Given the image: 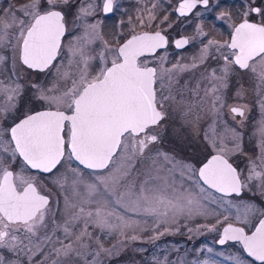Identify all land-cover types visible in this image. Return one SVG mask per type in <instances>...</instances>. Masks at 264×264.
Here are the masks:
<instances>
[{"label": "snow or ice", "instance_id": "6c2138e0", "mask_svg": "<svg viewBox=\"0 0 264 264\" xmlns=\"http://www.w3.org/2000/svg\"><path fill=\"white\" fill-rule=\"evenodd\" d=\"M68 3L69 0H46L42 7L41 0H28L15 9L9 6L0 15V65L11 58L14 65L30 70L56 69L49 87L31 85L36 99L43 101L46 109L25 115L7 129L0 128V153H8L13 161L19 157L26 168L42 173L51 174L58 166L66 165L54 180L64 197L58 221L59 210L53 206L51 194L34 176L5 166L4 157L0 156V249L25 253L29 259L40 252L45 256L40 264H99L97 258L110 250L103 248L102 236L95 229L123 234L127 229L141 227L125 212L155 218L151 240L169 231H158L169 220L176 223L179 217L223 216L225 222L234 217L235 223H226L221 231L217 225L222 221L217 219L216 224L198 225L188 231L206 228L208 232H218L216 243H238L248 257L264 264V209L242 199L246 191L264 196V119L254 133L260 137L259 164L251 161L247 176L228 159L242 150L241 134L222 119L225 108L233 119L244 117L247 108L246 104H228L230 76L248 74L255 81L257 95L264 92V9L248 5L240 22L230 25V40L223 42L208 39L197 25V35L207 39L206 44L201 40L199 57H194L191 65L177 62L169 68L163 63L166 55L159 57L156 66H150L149 60L168 46V38L159 30L168 16L155 25V31H137L154 26L161 0H143L144 7L138 9L135 21L129 17V35L123 38L121 30L115 47L104 38L100 22L84 24L83 34L73 36L64 45L68 30L60 9ZM220 4L221 0H181L175 12L186 16L198 7L211 12ZM115 5L116 0H103V11L113 12ZM92 9V4L79 8L76 20L93 15ZM253 13L261 17L259 23L249 21ZM229 18L221 12L215 20ZM123 24L121 21L118 27L122 29ZM190 39L179 37L174 40V47L182 49ZM97 41L102 47L93 55L91 46ZM9 48L11 57L3 52ZM211 49L217 55L212 56ZM97 58L99 70L93 74L92 62ZM209 58L217 61L218 67L207 66ZM202 66L194 86L189 87L186 82L184 87L173 89L178 72L196 71ZM246 91L240 84L236 98H243ZM21 92L19 83L5 86L0 82V118L16 108ZM258 102L264 116V96ZM170 110L179 111L184 124L197 134L200 112L213 117L204 139L215 154L198 169L177 161L159 147ZM218 124L231 133V148L227 137L218 133ZM177 171L181 177L179 187L175 180ZM185 178L196 182L199 197L183 188ZM204 201L217 207L211 208ZM257 213L258 223L252 225ZM250 225L254 230H246ZM45 245L50 246L46 255ZM207 251L211 253L213 249ZM89 255L92 260H88ZM228 259L232 264H245L238 255ZM0 264H5L3 256ZM203 264L210 262L205 260Z\"/></svg>", "mask_w": 264, "mask_h": 264}, {"label": "rangeland", "instance_id": "374dc122", "mask_svg": "<svg viewBox=\"0 0 264 264\" xmlns=\"http://www.w3.org/2000/svg\"><path fill=\"white\" fill-rule=\"evenodd\" d=\"M14 1L16 0H13V2ZM41 3H43V6H45L46 0H41ZM81 7L83 6L76 7V13ZM189 52L190 50L180 55L171 54L169 51L163 52L150 60V66H156L159 62V57L165 55L167 57V59L163 61L165 67L170 68L177 62L182 65H191L193 63V58L199 57L200 52L197 53V55ZM96 68L97 70H95ZM98 70L99 65L97 67V65L92 64L91 71L93 74H95V72ZM4 71V65H0V73H4ZM55 72L56 69L53 68L50 72V77L52 79H40L37 80L38 83L35 84H39L44 88L49 87L55 79ZM199 76L200 74H197V71L186 70L183 72H178L175 75L172 87L174 90L182 88L185 86L186 82L188 83L189 87H192L195 85ZM2 81L3 80H0V82ZM2 83L7 86L12 83V81H3ZM21 85V95L28 93L32 100L43 103V101L36 99L37 93L36 90L32 88V86L28 89L25 82ZM167 85L168 81L166 80L165 87H167ZM158 86L160 87L159 84ZM254 92L255 81H248L246 91V117H243L241 120L233 119L231 116H229L228 112L224 110L227 120L222 118L223 121L227 123L229 128L236 129L238 133H240L238 126L241 128L244 126L247 127V137L242 138L240 135V144L242 150L228 156L229 161L231 160L230 163H232L234 167L241 171L244 176H247L248 174L251 161H256V163L259 164L258 157L260 156V137L254 133L256 132L259 122L264 119V116H262L261 106L258 102L261 96L258 97L256 94H254ZM164 94L167 95V91H165ZM249 111L250 113L254 114L255 118L253 121L248 122L247 120ZM16 115V108L3 113L2 118H0V128L7 129V127H5V125L1 122H10L14 120V116L16 117ZM200 117L201 119L198 125L199 134H197L195 131H193L192 127L184 124L179 111L170 110L168 119L164 122L167 130L165 132H169V135L166 136L163 133L162 143L159 145L163 151L173 154L177 161H182L186 164H193L196 166V168L198 165L203 163V160L208 155L214 153L212 148L204 139V132L212 123L213 117L204 112H200ZM228 120L230 121L228 122ZM204 122L206 123V126H200L202 125L201 123ZM217 131L219 134H223L227 137L228 147L231 148L233 146L231 142V133L226 132L222 124L217 125ZM194 151H197V154H195ZM0 156L4 157L5 166L10 167L15 172H22L26 176L35 177V175L26 173V169L23 167V165L20 164L19 166H15L14 162L16 160L13 161L8 153H0ZM65 167L59 166L58 170L46 179L42 180L38 179V177H35L37 183L41 185L46 192L51 194L53 206L59 210L56 215V219L58 221L61 219L64 197L59 193V189L54 184V180L58 174L65 171ZM85 172L87 171L85 170ZM175 180L179 187L181 184V177L179 176L178 171L175 174ZM195 183V181H189L185 178L183 180V188L185 190L191 189L193 194L199 197L201 194H199L198 189L194 187ZM207 191L209 190L206 189V192ZM212 194L218 197V195L214 193ZM244 194H246V196H243L242 199L254 203L259 209H264V196H261L255 191H246ZM69 195H71V193H69ZM231 199L235 200L237 198L232 197ZM204 203L208 204L211 208L217 207V205L211 204L210 201H204ZM217 210L221 212L223 211L222 209ZM118 211L123 210L118 209ZM231 211L234 212V210ZM124 215L138 221L141 227L127 229L123 234L118 231H113L111 233H101L99 229H95L97 235L102 236L103 248L110 250V252L101 253V255L97 258L99 264H203L205 260L209 261L210 264H232V261L228 259V257L237 255L243 261H245V264H258L254 263L242 252L238 243L227 242L225 245H217L216 241L219 237L218 232H208L206 228H201L199 232L193 231L192 233H189L188 231L189 228L196 229L198 225L216 224L217 219L222 221L221 224L217 225V227L221 230L223 225L226 223H235L234 217H230L226 222L223 221V216H218L215 218L196 216L192 219L179 217L176 223H172L171 220H169V223L159 227V232H164L165 228H168L169 231L163 235H160L159 238L151 240L150 237L154 235L152 227L155 222L154 217L133 212H125ZM224 215H228V213H224ZM259 218V213H257L256 217L252 219V225H255ZM252 225L248 226L246 230H251L253 228ZM57 235H59V233ZM132 236H137L138 239L133 240L131 239ZM208 248H212L213 251L211 253L208 252ZM43 251L46 255L50 251V246H43ZM220 253H222V255H220ZM0 256L4 257L5 264H40V262L45 259V256L41 255L40 252H36V254L33 255L31 259H29V256L25 253L13 254L7 249H0ZM88 260H92V255L88 256ZM48 264H51V262L49 261Z\"/></svg>", "mask_w": 264, "mask_h": 264}, {"label": "flooded vegetation", "instance_id": "af4514ba", "mask_svg": "<svg viewBox=\"0 0 264 264\" xmlns=\"http://www.w3.org/2000/svg\"><path fill=\"white\" fill-rule=\"evenodd\" d=\"M28 0H16L13 2V0H0V15H3L4 10L8 9L9 6H11L13 9L14 7L18 8L23 3H27ZM181 0H161V3L158 7V13H157V20L154 22V26L152 28H145L140 29L137 28V31H155L157 28L155 27L156 24L160 23V20L163 19V16L167 15L168 20L164 22L162 25H160L159 30L162 31V33L168 38L169 43L166 49H161L158 51V55H160L163 52L169 51L171 54L174 55H180L184 54L185 52L195 54L200 52L202 48L201 40H203V43H207V39L202 38L197 35V25H200L202 30L208 34V39H214L220 42H223L225 40H230V33H231V27L230 25L233 23H239L240 20L243 18L242 13L246 9L248 5L254 6V7H260L261 9H264V0H221V4L219 7H215L211 12H205L203 7H198L197 9H193L192 12L188 13L186 16H180L179 13L175 12V9L179 6V3ZM89 4L93 5V15L84 17L82 20H76V7L83 6L87 7ZM43 7V3H42ZM144 7L143 0H116V5L114 7V11L110 13H105L103 11V0H69V3L67 5H63L61 7V11L63 12L65 16L66 21V29L68 32L66 33V36L63 39L64 45H67L70 40H72L73 36H78L83 34L84 30V24L86 23H101V32L104 36V38L108 41V43L115 47L117 46V37L118 34L121 32V30L124 33L123 38H127V35H129V29L130 25L128 24L129 17H132L133 21H135L136 16L138 15V9H141ZM150 7V3H149ZM200 12L202 15L197 16L196 13ZM221 12L228 14L230 17L229 19H226L224 21H217L215 20V17L219 15ZM250 22L259 23L261 21V17L255 13L251 14L248 17ZM123 21V28L121 29L118 27L120 22ZM171 25V27H169ZM179 37H188L190 39L189 45L185 46L182 49H176L174 47V40ZM123 38L119 40L120 43L123 42ZM95 51L93 52L94 55L98 54L100 51L102 45L99 41L96 42L95 45L91 46ZM4 54L11 57V49H4ZM210 53L212 56L217 55L215 49H211ZM155 57H149V60H152ZM66 62V60H65ZM220 64L223 63V61H219ZM92 64L98 65L100 64L98 58L92 62ZM206 65L209 67H218V63L215 60H212L209 58L206 61ZM4 73H0V80L3 81H12V82H19L20 84H26L27 88H31L32 84L38 83L37 80H44V79H50V72H39L35 70L27 69L23 65H14L11 58L7 61L6 64H4ZM97 70V68L95 69ZM197 74H200L203 71V67L196 70ZM54 78V77H53ZM52 79V78H51ZM2 81V82H3ZM230 85L229 89L227 91V99L228 104H234V103H240V104H246L247 98L246 95H244L243 98L237 99L236 98V89L239 87L240 84H243L244 88L247 90L248 81H252L248 74H234L230 76ZM239 81V83H238ZM157 87H159L157 85ZM202 93V92H201ZM254 94L257 95L256 91ZM258 97L264 96V92H262L260 95H257ZM40 104V105H39ZM46 109L45 103H41L35 100H32L30 98V95L28 93L20 95L18 99V103L16 106V117L14 116V120L8 122H1L5 125V127L9 128L14 123L25 117L27 114H32L38 111H42ZM228 112L227 108L224 109ZM27 111V113H26ZM248 122L253 121L254 114L248 112ZM229 116L232 117V114L228 113ZM246 110H245V116L246 117ZM223 118L227 120V116L224 115ZM233 118V117H232ZM243 117L236 116L235 119L241 120ZM230 120H228L229 122ZM233 123V122H232ZM200 126H206V123H201ZM241 137H247L248 131L246 130L247 127H239ZM167 131V130H165ZM163 132L164 135L168 136L169 132ZM246 141V140H245ZM251 141V138H250ZM195 154H197V151H194ZM215 154V153H213ZM208 155L203 162L211 155ZM231 162V160L229 161ZM15 166H19L20 164L23 165V167L26 169V173H30L31 175H35V177H38V179H46L51 174L56 172L59 168L55 169L53 173H42L38 172L37 170H32L30 168H26L23 164V161L17 157L16 161L14 162ZM202 164V163H201ZM200 164V165H201ZM73 165L75 163L73 162ZM198 165V167L200 166ZM197 167V169H198ZM13 170V169H12ZM14 171V170H13Z\"/></svg>", "mask_w": 264, "mask_h": 264}, {"label": "water", "instance_id": "95a60500", "mask_svg": "<svg viewBox=\"0 0 264 264\" xmlns=\"http://www.w3.org/2000/svg\"><path fill=\"white\" fill-rule=\"evenodd\" d=\"M42 111H43V110H42ZM23 118H24V117H23ZM23 118H22V119H23ZM17 122H19V121H17ZM17 122H16V123H17ZM213 155H214V154H213ZM211 156H212V155H211ZM211 156H209V157H208L203 163H206L207 160L211 158ZM20 159H21V158H20ZM21 160H22V159H21ZM203 163H202V164H203ZM202 164H201L200 166H202ZM200 166H199V167H200ZM199 167H198V168H199ZM32 170H33V169H32ZM205 187H206V186H205ZM210 191H212V190H210ZM215 194L219 195L218 193H215ZM257 223H258V221H257ZM223 226H224V225H223ZM252 230H254V228H253ZM221 231H222V228H221ZM218 239H219V237H218ZM218 239H217V240H218ZM229 242H231V241H229ZM217 245H219V244L217 243ZM239 246H240V245H239ZM240 248H241V250H242V252H243V249H242L241 246H240ZM243 253H244V252H243ZM244 254L247 256L246 253H244ZM247 257H248V256H247ZM248 258H249L250 260H252L254 263H258V262H256V261H254L251 257H248Z\"/></svg>", "mask_w": 264, "mask_h": 264}, {"label": "trees", "instance_id": "16d2710c", "mask_svg": "<svg viewBox=\"0 0 264 264\" xmlns=\"http://www.w3.org/2000/svg\"><path fill=\"white\" fill-rule=\"evenodd\" d=\"M243 196H246V194H243Z\"/></svg>", "mask_w": 264, "mask_h": 264}]
</instances>
